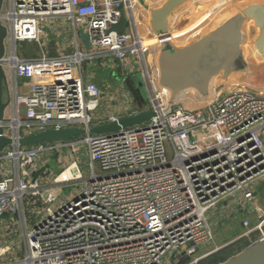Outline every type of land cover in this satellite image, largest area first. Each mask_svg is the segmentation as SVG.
<instances>
[{"label": "built area", "instance_id": "2783aa9c", "mask_svg": "<svg viewBox=\"0 0 264 264\" xmlns=\"http://www.w3.org/2000/svg\"><path fill=\"white\" fill-rule=\"evenodd\" d=\"M130 2L7 0V10H1L9 41L2 61L10 72L7 126L23 134L25 129L90 127L142 110L153 116L107 134L0 154V227L4 238L10 239L16 226L23 237L18 256L10 253L13 241L0 245V264H177L185 259L184 264H197L222 248L193 258L200 244L213 239L207 210L235 191L245 202L254 199L252 185L264 177V89L239 85L210 98L186 89L171 99L158 84L156 64L159 46L171 42L169 34L147 27L140 35L132 12L140 4ZM122 11L129 25L117 33L110 27ZM57 18L71 22L75 51L17 55L18 42L42 48L49 37L45 27L53 29ZM81 26L89 35L87 52L80 51L76 38ZM145 34L156 35V43L144 47ZM146 55L153 60L147 62ZM101 56L120 60L127 69L134 70V61L143 67L151 107L138 110L132 102L92 122L90 112L100 107L103 91L83 75L82 64ZM194 97L203 102L195 105ZM84 153L91 170L86 177L78 165ZM94 163L103 174L93 171ZM66 170L70 176L58 179ZM78 182L83 189L61 196L62 187ZM253 210L258 220L252 224L243 218L241 236H264V213L256 205Z\"/></svg>", "mask_w": 264, "mask_h": 264}, {"label": "water", "instance_id": "95a60500", "mask_svg": "<svg viewBox=\"0 0 264 264\" xmlns=\"http://www.w3.org/2000/svg\"><path fill=\"white\" fill-rule=\"evenodd\" d=\"M152 1L158 0H150ZM186 1L161 0L159 4L147 5L144 0H138V3L148 11L149 29L154 33H167L170 15ZM2 4L3 0H0V16ZM238 7L231 15L216 22L209 31L191 43L174 45L172 42H164L159 46L156 55L158 84L168 90L171 99L188 88H193L202 97H207L210 83L215 77L226 80L232 74H240L243 77L262 75L261 73L264 72V3L255 0ZM128 25L127 15L122 11L119 21L111 25L110 30L121 33ZM6 38L7 29L0 20V153L8 147L16 150L20 147L58 141L67 142L86 134H107L141 124L153 116L152 111L142 110L133 115L121 116L112 122L90 127L75 125L23 134H19L18 130H13L11 127V133L7 135L4 132V126L11 124L5 120V111L10 105V100H5L4 95L9 94V86L2 66ZM248 40L257 53L253 61L246 58L243 50ZM122 81L133 104L141 110L145 103L142 88L146 87V82L134 79L130 75L124 76ZM216 264H264V236L247 243Z\"/></svg>", "mask_w": 264, "mask_h": 264}, {"label": "rangeland", "instance_id": "374dc122", "mask_svg": "<svg viewBox=\"0 0 264 264\" xmlns=\"http://www.w3.org/2000/svg\"><path fill=\"white\" fill-rule=\"evenodd\" d=\"M214 0H188L186 1V5L188 8L186 10H182V12H186V15L184 16L183 19H181V13H179V17L175 19L174 23V28L173 29H179L181 27H184L185 24L190 22L191 20H188L187 18L193 19L194 17H197L201 14L202 11H207V7L213 3ZM262 1V0H258ZM264 1V0H263ZM161 1H158V4ZM247 1L246 0H234L233 1V6L225 8L226 11L223 13H220L216 16L224 15L220 17H213L210 21H207L208 31L209 29L218 21L228 17L231 15L236 9H238L240 5L245 4ZM2 12L7 10V0H3L2 4ZM190 16L188 17L187 15ZM175 13V12H174ZM177 13V11H176ZM174 14L177 16V14ZM175 16V17H176ZM55 19L53 20V29L51 27H45V30L49 33L48 39L51 41L50 45L52 47L51 49V54H59L63 53L62 50H57L56 52L53 50L54 45L56 44V41L59 42V44L62 43V47L64 53H72L75 51V36H74V31H73V26L71 22H67L65 19ZM146 19V17H145ZM178 19V20H177ZM147 20V19H146ZM3 22H6L5 20ZM177 22H182L181 24H175ZM47 24V23H46ZM77 32H76V38L78 41L79 49L82 52H87L91 50V45L89 41V35L85 29V27H77ZM49 44V43H48ZM174 44V43H173ZM39 49L37 43H31V42H18L16 45V52L18 56H32L37 54V50ZM42 49V48H41ZM244 52H247L249 50V46L247 42L245 43L244 47ZM40 50V49H39ZM250 51V50H249ZM41 50L39 51V53ZM9 54V41L6 38L5 39V55L8 56ZM249 60L253 61L254 56L250 54V57H248ZM256 59V56H255ZM250 61V62H251ZM127 63H131L130 58L127 59ZM134 70L124 68L122 66V63L120 60L115 59L114 57H109L106 56L105 58L103 56L97 58V59H91V60H85L82 64V71L83 75L86 76V78L91 77V79L96 83L99 89L103 91L102 96L100 97V107L95 110L90 112L92 122H96L101 119H105L110 113H118L120 110L124 108V105H128L129 107H132V99L126 90L125 86L123 85L122 79L124 76L130 75L134 77L135 79L138 80H145L142 72H143V67L138 66V62L134 61ZM140 70H139V69ZM6 73L8 80L9 78V69L6 67ZM262 75L255 76V77H240L238 78L239 82L241 83L240 85H246L248 87H253V88H258V89H264V72L261 73ZM234 83H217L215 82V78L212 79L210 83V94L214 93V95L227 91L231 88V86ZM239 86V85H238ZM212 89V90H211ZM188 92H191L194 94V89L193 88H188ZM197 92V91H196ZM198 93V92H197ZM142 94L144 96V105L149 108L151 107V102H150V94L148 91V88L144 87L142 88ZM199 94V93H198ZM197 94V96H198ZM209 94V95H210ZM200 95V94H199ZM201 96V95H200ZM131 99V102L129 104L124 103L125 98ZM114 98L116 101H114ZM191 101V100H190ZM196 98L193 99V103L196 105ZM5 120L8 121L10 119V106L6 108L5 111ZM23 129V128H22ZM4 132L9 135L11 133V127L6 126L4 128ZM27 129L23 130V133H27ZM22 134V133H21ZM81 138V137H80ZM84 152V150H83ZM10 153H12V149L10 147L6 148L1 154V156H8ZM71 161V160H70ZM50 165L54 167L55 163L50 162ZM78 165L80 170L83 173V176L86 177L88 172L90 170V165L88 164V158L87 155L84 153L82 156L80 155V160L78 161ZM89 170V171H88ZM93 171L97 174H103L99 166L94 163L93 166ZM263 178H259L256 180L259 184L263 181ZM83 183L78 182L76 185H71V186H64L61 188L60 194L63 197V195H69L71 191H73L74 188L77 189H83ZM257 186V184H255ZM239 195H242L241 191H235L233 194H230L229 196L226 197V199L219 200L216 205L210 209L207 210L206 212V217L208 223L211 224L212 232H213V239L200 244L198 246L196 254L193 255V258H198L201 256V253L210 250L212 247L217 245V247L221 246L226 247L227 245H234L233 247H241L244 246L247 243H250L260 237V235L257 233L251 234L249 237L237 235L238 237H235V232L239 233L242 230L241 226V221H242V213H236L231 215L229 218H226V215H221V209L223 208V204L226 202V200H231L235 199V197H239ZM256 196V199H260V203H257L256 205L261 207L262 212L264 213V189L261 191V196ZM263 206V207H262ZM220 211V212H219ZM228 215V214H227ZM28 217H31L30 214H28ZM37 218L34 217L31 220H29L28 223V229H31L33 227V222ZM4 221L8 222L9 221V216H5ZM258 218L255 216V214H252L250 216V222L252 224L256 223ZM9 223H7L8 225ZM2 235L0 237V245H3L4 243H10L13 241V250L10 252L13 257L18 256L19 253L22 250L23 247V237L21 235V232L19 230V226H16V232L10 237V239L4 238L3 233H0ZM7 237V236H6ZM242 237V238H240ZM240 238V239H239ZM226 245V246H225Z\"/></svg>", "mask_w": 264, "mask_h": 264}, {"label": "bare ground", "instance_id": "6f19581e", "mask_svg": "<svg viewBox=\"0 0 264 264\" xmlns=\"http://www.w3.org/2000/svg\"><path fill=\"white\" fill-rule=\"evenodd\" d=\"M158 1H152L149 3H151L152 5H156ZM246 1L251 2L255 0H246ZM130 5L131 6L134 5V0H131ZM231 6H233V0H214L213 3H211L207 7L208 8L207 11H202L199 16L194 17L193 19L187 18L188 20H191V21L185 24L184 27H181L179 29H173L174 28L173 22L175 21L176 17L174 14H171L169 17L170 27L168 31L170 41L174 43V45H185V44L191 43L194 39L198 38L199 36L205 34L208 31L209 26L206 23L207 21H210L213 17H215L216 13L217 15L220 13H223L226 11L225 8H228ZM132 12L135 16V23L137 25L138 32L141 35V31L143 33V31H145V28L147 27L149 28L148 21L146 20L147 16L145 19V16L142 15V12L138 13L137 7L134 8ZM191 13L192 12H190L189 15L187 16L189 17ZM156 41H157L156 35L149 37L145 34V37L143 36L142 44L144 47H150L154 43H156ZM247 44L249 46L250 51L248 50L247 52H244L246 58L248 59V57H250V54H252L255 57L257 53L254 51V49H252V43L248 40ZM148 60L149 61L153 60L151 55H148V56L146 55V61L148 62ZM240 77H243V76H241L240 74H232L226 80H221L220 78L215 77V82L224 83V84L229 83L230 81H233V80H236L239 82L240 79L238 80V78ZM194 94L195 95L197 94L195 90H194ZM196 100H197L196 101L197 105L203 102L201 98H196ZM14 122H15L14 125L18 124V122L16 121ZM69 176H70V172L69 170H66L58 179H62V177H69Z\"/></svg>", "mask_w": 264, "mask_h": 264}, {"label": "crops", "instance_id": "0c3cea01", "mask_svg": "<svg viewBox=\"0 0 264 264\" xmlns=\"http://www.w3.org/2000/svg\"><path fill=\"white\" fill-rule=\"evenodd\" d=\"M161 1V0H160ZM188 1V0H187ZM234 1V0H233ZM261 2H263L264 3V1L262 0ZM186 3L187 2H185L178 10H176L177 11V13H176V11H175V13L177 14V16H176V18H178L180 15H181V19H183L184 18V16L186 15V12H182V10H186L187 8H188V6L186 5ZM150 3L148 2V4L147 5H149ZM238 7V6H237ZM145 10V8L144 7H142L141 5L137 8V11H138V13H141L142 12V15L143 16H147V13H146V11H144ZM237 10V9H236ZM235 10V11H236ZM182 12V14H180L179 15V13H181ZM175 13H173V14H175ZM221 16H224V15H220V16H215V17H220L221 18ZM183 17V18H182ZM147 18H148V16H147ZM60 19V18H59ZM178 20V19H177ZM51 22H53V21H51ZM181 24L182 22H177V23H175V24ZM174 24V23H173ZM173 24H171V25H173ZM178 24V25H179ZM170 27V26H169ZM50 37V36H49ZM50 39V38H49ZM49 39H47L46 40V42H45V45L42 47V49H41V47H39V49L41 50V52H45L46 54H49V55H53V53L51 54V49H52V47H51V45H50V43H51V41L49 40ZM49 43V44H48ZM62 47V43L61 44H59V42H57L56 41V44L54 45V51L56 52L57 50H59L60 48ZM37 50L36 52H37V54H35V55H32V56H37V55H39L40 53H39V51L40 50ZM54 55H55V53H54ZM27 57H29V56H27ZM86 77V76H85ZM232 82H234V81H232ZM226 84H228V83H226ZM231 88H233V87H231ZM230 88V89H231ZM21 90L22 91H25V90H27V88H25V87H22L21 88ZM212 90V89H211ZM209 94H210V86H209ZM208 94V96L207 97H212V96H214V93H212V94H210L209 95ZM4 99L6 100V99H9V97H8V94H5L4 95ZM255 184H257V186L255 185ZM252 188H253V193H254V199L252 200V201H250V202H245L244 201V199H243V197H242V195H239V197H235V199H231V200H226V202L223 204V208L221 209V212H220V214L221 215H226V218H229L231 215H233V214H236V213H242V219L243 218H249L250 219V216H252V214H255V211L253 210L254 208H255V205L257 204V203H260V199L258 198V199H256V196L255 195H259V196H261V191L264 189V179H263V181L259 184L258 182H256V180L254 181V183H253V185H252ZM227 197V196H226ZM226 197L224 198V199H222L223 201L226 199ZM257 206V205H256ZM259 206V205H258ZM263 207V206H262ZM228 214V215H227ZM255 216H256V214H255ZM231 218V217H230ZM210 224V223H209ZM1 226H2V223H1ZM242 226V225H241ZM210 227H211V224H210ZM211 230H212V228H211ZM245 230V228L242 226V230L239 232V233H237V231L235 232L236 234H235V237H238L237 235H240L243 231ZM3 232V226L2 227H0V233H2ZM213 233V232H212ZM1 236V235H0ZM246 245V244H245ZM221 246H223V245H221ZM220 246V247H221ZM242 247V246H241ZM213 248H217V245L215 244V246L214 247H212L211 249H213Z\"/></svg>", "mask_w": 264, "mask_h": 264}, {"label": "trees", "instance_id": "16d2710c", "mask_svg": "<svg viewBox=\"0 0 264 264\" xmlns=\"http://www.w3.org/2000/svg\"><path fill=\"white\" fill-rule=\"evenodd\" d=\"M132 78H134V77H132ZM233 81H234L233 82L234 84L231 86L233 88L241 84L236 80H233ZM229 83H232V81H230ZM233 246L234 245H231V244L227 245L226 247H223V248L219 249L218 251L202 258L201 260H199L197 262V264H216V263L224 260L225 258H227L229 255L235 253L236 251H238L241 248V247L234 248ZM185 262H186V259L178 262L177 264H184Z\"/></svg>", "mask_w": 264, "mask_h": 264}]
</instances>
